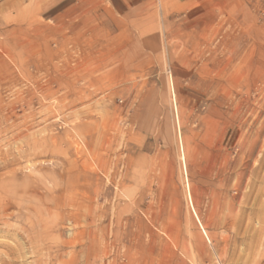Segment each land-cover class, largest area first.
I'll return each instance as SVG.
<instances>
[{
    "label": "rangeland",
    "instance_id": "rangeland-1",
    "mask_svg": "<svg viewBox=\"0 0 264 264\" xmlns=\"http://www.w3.org/2000/svg\"><path fill=\"white\" fill-rule=\"evenodd\" d=\"M134 1L0 0V264H264V0Z\"/></svg>",
    "mask_w": 264,
    "mask_h": 264
},
{
    "label": "crops",
    "instance_id": "crops-1",
    "mask_svg": "<svg viewBox=\"0 0 264 264\" xmlns=\"http://www.w3.org/2000/svg\"><path fill=\"white\" fill-rule=\"evenodd\" d=\"M119 2V3H116ZM113 7L116 12L119 14H130L131 13V8L135 6L136 1L134 0H114Z\"/></svg>",
    "mask_w": 264,
    "mask_h": 264
},
{
    "label": "bare ground",
    "instance_id": "bare-ground-1",
    "mask_svg": "<svg viewBox=\"0 0 264 264\" xmlns=\"http://www.w3.org/2000/svg\"><path fill=\"white\" fill-rule=\"evenodd\" d=\"M6 222V221H5ZM26 226V225H25ZM1 229V228H0ZM21 234V233H20Z\"/></svg>",
    "mask_w": 264,
    "mask_h": 264
}]
</instances>
